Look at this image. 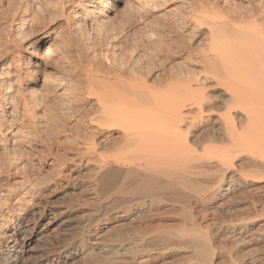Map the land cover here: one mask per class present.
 I'll list each match as a JSON object with an SVG mask.
<instances>
[{
  "label": "bare ground",
  "instance_id": "6f19581e",
  "mask_svg": "<svg viewBox=\"0 0 264 264\" xmlns=\"http://www.w3.org/2000/svg\"><path fill=\"white\" fill-rule=\"evenodd\" d=\"M166 1L132 0L135 18L111 41L126 51L124 65L101 53L95 74L82 68L45 86L34 68L39 46L104 23V0L71 2L77 10L60 33L45 14L62 15L69 0H30L22 22L1 25L0 120L14 119L12 140L38 150L0 189V264L30 263L27 243L57 228H40L36 216L29 227L26 212L16 214L27 201L61 214L60 242L73 244L58 249L51 234L31 264H61L62 254H98V264H264V0H194L155 13ZM27 22L39 30L25 37ZM52 181L68 196L62 210L40 196Z\"/></svg>",
  "mask_w": 264,
  "mask_h": 264
},
{
  "label": "rangeland",
  "instance_id": "374dc122",
  "mask_svg": "<svg viewBox=\"0 0 264 264\" xmlns=\"http://www.w3.org/2000/svg\"><path fill=\"white\" fill-rule=\"evenodd\" d=\"M16 1L17 0H13V1L11 0V3H13L12 7L11 6H8V5H11L10 1L4 0L2 3H0V9H1L0 10V26L1 25L3 27L6 26L5 28H7L8 27L7 24H10L11 25V23H12V25H13L15 23H19L20 21L22 22V19L25 18V16L22 14V11L21 10L23 8L25 9L26 6L30 4L29 3L30 0H26V1L25 0H23V1L22 0L21 1L18 0L17 2ZM73 1H81V0H69V2H65V5L66 6L64 5V12H63L62 15L58 16L59 18L56 15L55 16L54 15L52 16V14H51L50 15V19H49L48 14L47 15L45 14V17L47 19L46 20L47 27H50L51 26L52 28H54V30L57 33L58 32L60 33L62 29H65V26H66V23L65 22H66V20L68 19L69 22H72L73 15H74L73 12L77 10L76 7H72V5H71V2H73ZM96 1L97 0H93V2H96ZM191 1H194V0H169V1L167 0L166 1V4H165V2H163L162 4H160L161 5L159 7L160 9H157V12H155V13H158V14H161L162 13V14H164L167 11H172L171 13H173V12H176L177 13V12H180V11H184V10H186L185 7H187V5H188L187 3L191 2ZM202 1H218V2H224L226 0H202ZM227 1L232 4V3H246L247 0H227ZM27 2H28V4H27ZM25 4H27V5H25ZM15 5H16V7L19 5L18 6V11L15 9L16 8ZM181 5H182V7H181ZM99 6L103 9V12H104V16L101 17L102 20L104 18V20H103L104 23L103 22L102 23H98L95 26L87 25L85 27L86 30L83 29V31H76L77 34L74 33L75 32L74 31L73 32L74 35H72V34L66 35V38L64 37L65 39L62 40V42L59 41L60 39H58V38L57 39H54L53 41L52 40L48 41V39H47V40H45L43 42V44H41L39 46V54H38V56L35 59V62H34V66L35 67L34 68L38 70V74H39L38 75V78L40 80L39 83L41 85H43L46 82H55V81L61 80L63 78L70 77L71 74H72V77L78 78L77 76L80 77V75H78V73L80 74V72L78 70H82V68H83V71L86 70L87 72H89V70H90V72H92L93 74H95L96 73V70L95 69L98 67V65L102 61V60H99L100 59L99 56L101 57V55H102V58L101 59H103V61H105V62H106V59L109 60V58H110L109 62L110 61L111 62L113 61L112 64H118V65L120 64V65H122V63H123V65H124L126 63V59H125V57H126V54H125L126 51L124 53H122L121 52V51H123L122 48L119 47V46H117V45L114 46V44L111 41L116 42V40H117L116 37H118L119 34H122V33L125 34L126 31H127L126 27H127L128 21H132L135 18L134 17L135 10L132 9L133 8L132 0H104V3H101V5H99ZM109 7H110V9H109ZM27 8H29V7H27ZM14 9H15L16 13L14 12ZM165 9H167V11ZM133 10H134V12H133ZM1 13H2V15H1ZM11 14H12V16H11ZM5 15H7V16H5ZM17 19H18V21H17ZM125 20H127V21H125ZM105 21H106V23H105ZM2 26L0 28H3ZM32 26H31L30 23L27 22L25 24V26L23 27L24 29L22 30V33H23V35L25 37H28L33 32L39 30V27L38 26H33V27ZM95 27H97V28H95ZM89 29H91V30H89ZM4 31L6 33H8L7 30H4ZM79 32H80V34H79ZM1 33H2V35L4 34V36L7 35L3 31H1ZM81 33L84 34V35H86V34L88 35L89 34V38L87 37V35L86 36H84V35L81 36ZM111 33L114 34V35H112ZM65 34H67V33L64 32L63 36H65ZM116 34H118V35L116 36ZM105 35L106 36L108 35V36L106 37ZM63 36H62V39H63ZM76 36L79 37L78 39H80L81 41L84 39V37L86 38L85 40L88 41V45H87V42L86 41H85V43H86V47H87L88 50L85 47L84 48L81 47V41L79 42V40H76L75 39ZM112 36H115V38L112 37ZM113 38H114V40H113ZM89 39H90V42H89ZM98 39H99V41H98ZM105 39H107L109 41H107ZM61 43H63V48L61 47L62 46ZM75 43H76V45H75ZM14 44H16V43H14ZM56 45H58V46H56ZM64 45H65L66 48H64ZM111 45H113V46H111ZM77 46H78V48H77ZM114 47L116 49H114ZM79 48H80V50H79ZM29 50H30V48H29ZM27 51H28V49H27ZM27 51H25V54H26ZM118 51H120L122 54L120 52H118ZM84 52L86 54H88V55H86ZM109 52H110V54H109ZM113 54H115V56ZM123 54H125V57H124ZM103 55H105V56H103ZM119 55H120V57H119ZM96 56H98V57L96 58ZM104 57H106V58H104ZM87 58H89V59H87ZM94 59H96V60H94ZM97 59L100 62H97ZM112 59L116 60V63H114V60H112ZM178 61L179 60L176 59V62H178ZM89 66H91V67H89ZM16 68H17L16 66H14L13 68L11 67L10 68V71L14 75L17 76L19 73H18V71H16L17 70ZM77 68H80V69H77ZM69 70L70 71L72 70V71L69 72ZM83 75H84V73H83ZM29 85H28V82H25V87L26 86H29ZM44 86H45V84H44ZM44 86H42L40 89H38V91H39L38 92V95H41L42 94L41 95L42 98H43V94H44V91H45V88H43ZM42 89H44V90H42ZM9 120H11V121H9ZM9 120H8L9 122L8 121L3 122V121L0 120V125H1L0 126V133H1L0 139L3 138L2 140H0V189H6V186L9 187L10 184L12 185L13 183H16V181H18L19 178H20L19 176H21L20 173L25 170V168L22 167L21 170H20L21 172L20 173L17 172V173H19V175H17V173H13L14 172L13 166H15L16 162L19 163V161H20L21 162V165L24 163L23 164L24 167L26 165V168L27 169L28 168L30 169V167L33 165V162L35 161V154H36L35 151H36V149L38 150V147L37 148H34L31 145H27V143L23 144L24 142L18 143L16 141H13L12 140V137H10V135H9V130L11 129L10 126L13 125V122L14 121L12 122V120H14V119L9 118ZM18 124H19L18 126H22L23 127L22 123L21 124L18 123ZM8 126H9V128H8ZM26 126L24 127V130L26 131L27 136L29 135L27 137L28 140L26 139V141H29L30 138H31V131H30L31 129L29 128L28 125H26ZM7 130H8V132H7ZM13 154H14V156H13ZM15 154H17V155H15ZM28 163H30V165L32 163V165L30 166ZM1 165H3V166H1ZM42 167L43 168H48V170H49V166H47V165H46V167L44 165L41 166V168ZM56 187H57L56 182L55 181H52V183L49 184V186L47 187V189L41 191L40 196H42V199H48L49 202H50V204L52 206H54V209L55 210H62L63 207L68 202V196L63 195V193L61 191V188H56ZM47 194H49V195H47ZM46 195H47V197H46ZM74 200L75 199L73 198L72 201H74ZM32 206L33 205L30 204V201H27L25 204H23L22 206H20L19 208L16 209V214H22L21 212H26L25 216H26V219L28 220L27 223H28V226L29 227L32 224L31 223L32 222V220H31L32 217L36 216L37 221L40 222V225H41L40 228H42V226H44L47 222H48L49 225H52V227H55V228L57 227V228L55 229V231H51V232L48 231L49 232L48 234H50V235H48L49 237H45L44 236V237H42L39 240H36V238L35 239L33 238L32 241H29L27 243V247H28L29 251H28L27 257H26V259H27L26 260V263L28 261H30V263L28 262L27 264H31L32 262H34L37 259H39L41 254L42 255L46 254L45 251H46L47 244L49 243L50 240L53 239V237L51 236V234L53 236L56 235L55 237H59V240H54V241H57V242H55V245H56L55 247H57L58 249H62V246H64V247L67 246L68 249H71L72 248V245H73V244L63 245L60 242L61 241L62 232H63L64 229L67 228L65 226L64 222L62 221V215L61 214H58V216H57V215L52 214L49 211L44 212L43 214H41L40 213V208L38 209V208H35L34 206L33 207ZM55 216H56V218H55ZM59 228H61V229H59ZM72 229H74V228H71L70 231H72ZM65 231L66 230H64V232ZM59 232H60V234H59ZM50 236H51V238H50ZM99 256L100 255H98V254L97 255H93V257H96L97 259L96 258L93 259L92 256L90 257L91 259L90 258H84L83 259V255L82 254H75V255H73L71 257H66L65 254H62V255H60L58 257V260L61 262V264H98V261L97 260H98ZM96 261H97V263H96Z\"/></svg>",
  "mask_w": 264,
  "mask_h": 264
}]
</instances>
